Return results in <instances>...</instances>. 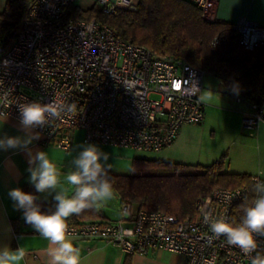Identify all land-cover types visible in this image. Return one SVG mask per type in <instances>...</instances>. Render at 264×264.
I'll return each mask as SVG.
<instances>
[{"label": "built area", "instance_id": "built-area-1", "mask_svg": "<svg viewBox=\"0 0 264 264\" xmlns=\"http://www.w3.org/2000/svg\"><path fill=\"white\" fill-rule=\"evenodd\" d=\"M138 0H97L104 13L117 8L137 10ZM202 8L208 0H193ZM75 0H33L22 28L12 41L0 44V97L8 93L0 111L19 120L16 101L51 100L75 104L74 112L37 129L44 143L69 150L72 133L84 132L85 142L161 151L186 124H200L204 103L200 96L206 72L185 58L160 54L144 44L124 40L97 18L72 16ZM233 27L240 45L253 51L264 45V25L245 17ZM237 102L242 99L236 97ZM243 126L254 129L264 121V110L249 105ZM250 186L216 187L195 202L193 216L184 218L160 210L120 207L116 221H70L77 238H99L125 254L154 250L179 253L185 264H251L250 257L215 238L203 222L204 211L231 220L233 206L250 196ZM264 248V238H257Z\"/></svg>", "mask_w": 264, "mask_h": 264}, {"label": "trees", "instance_id": "trees-1", "mask_svg": "<svg viewBox=\"0 0 264 264\" xmlns=\"http://www.w3.org/2000/svg\"><path fill=\"white\" fill-rule=\"evenodd\" d=\"M32 2L5 1L0 11L1 45L9 44L22 28ZM71 14L78 19L97 18L122 39L144 44L156 53L183 57L219 78L230 91L238 82L241 91L235 96L264 110V45L245 50L233 24L207 20L203 8L193 0H138L136 11L117 8L112 14L104 13L96 2L86 9L72 5ZM225 163V155L210 165L134 158L131 174L110 171V176L122 203L184 218L194 215L198 197L218 186H250V175L226 172ZM21 189L38 196L43 211L54 210L55 201L41 199L32 184H24ZM245 203H251L250 196L233 206L231 221H239Z\"/></svg>", "mask_w": 264, "mask_h": 264}, {"label": "clouds", "instance_id": "clouds-1", "mask_svg": "<svg viewBox=\"0 0 264 264\" xmlns=\"http://www.w3.org/2000/svg\"><path fill=\"white\" fill-rule=\"evenodd\" d=\"M231 91L239 95L241 88L238 82L232 85ZM212 98L211 95L200 96L203 102H209ZM7 100L8 93L5 92L0 101L6 104ZM16 103L24 135L0 136V151L25 152L28 156L29 182L37 193L53 194L55 208L43 211L37 203L38 196L19 187L11 189L8 196L14 208L22 212L25 223L47 241L48 264H81L80 250L74 244L75 236L69 228L68 220L86 211L97 210L103 202L112 199L114 190L109 155L95 144H85L71 159L74 167L66 173L62 172L48 152H33L31 145L41 138L37 129H43L51 121L61 120L67 113L74 112L75 104L57 100L48 103ZM6 119L7 113L0 111V122ZM251 191L254 198L250 204L241 206L242 216L239 221H231L225 216H213L206 209L203 222L213 237H224L227 245L238 248L250 257L251 264H264V248H261V241L257 239L264 238V181L256 180ZM25 255L21 247L13 250L8 245H0V264H20Z\"/></svg>", "mask_w": 264, "mask_h": 264}, {"label": "crops", "instance_id": "crops-1", "mask_svg": "<svg viewBox=\"0 0 264 264\" xmlns=\"http://www.w3.org/2000/svg\"><path fill=\"white\" fill-rule=\"evenodd\" d=\"M5 1L0 0V11L3 9ZM107 1L114 2L116 0ZM96 2L97 0H75L74 5L86 9ZM203 11L207 20L234 24L239 18L245 17L264 25V0H208ZM203 110L204 118L198 124L199 128H207L212 131L219 129L222 132L221 142L216 147L200 152L199 157L195 152L191 153L193 159L187 160L188 158L180 154L183 153L181 149L185 145V131L182 127L178 137L169 147L176 150L175 155L172 156L175 157L173 158L175 163L210 165L225 155L224 171L250 176L258 175L264 179V121H260L254 129L244 127L243 118L250 112L249 105L244 101L230 102L227 100L225 104L222 102V107L211 104L205 106L204 103ZM218 116L220 119H217ZM76 131L78 130L74 132ZM81 132L83 131L81 130ZM3 135L23 136L24 132L19 120L7 117L6 121L0 122V136ZM73 139L72 134V143ZM82 140L85 142L84 132ZM85 143L101 144L97 142ZM51 146L53 145L50 143H44L41 134V138L34 141L31 148L33 152L36 150L48 152ZM176 155L181 156L177 157ZM28 167V156L25 152L21 150L0 151V245H8L13 250L18 247L23 248L26 255L20 264H48L47 241L25 223L22 212L14 208L13 202L8 196L11 189L31 184ZM39 197L54 200L53 194L49 193H39ZM117 200V205L103 202L97 210H89L79 216H72L68 222L116 221L122 216L120 211L122 202L118 195ZM74 244L80 250L81 264H185L181 254L166 250H154L145 255H127L117 245L99 238L75 237Z\"/></svg>", "mask_w": 264, "mask_h": 264}, {"label": "rangeland", "instance_id": "rangeland-1", "mask_svg": "<svg viewBox=\"0 0 264 264\" xmlns=\"http://www.w3.org/2000/svg\"><path fill=\"white\" fill-rule=\"evenodd\" d=\"M125 9V8H124ZM211 91V92H210ZM201 95H211L213 98L209 102H204L205 106L208 105H218L222 107V102L225 104L227 100L230 102H236V96L229 89H226L219 78L216 76L206 73L203 79V89ZM220 119V116L217 117ZM200 126V125H199ZM198 124H186L183 125V131H185L184 142L185 145L181 149L183 153V157L191 158V153L196 154L199 157L200 152H205L207 149H211L216 147L219 142L222 140V132L219 129H215L212 131L210 129H202L199 128ZM74 132V131H73ZM74 136L72 146L69 150L59 149L55 146H51L49 148L48 154L50 158L55 162L58 168L66 173L74 165L71 164V159L75 156L80 150H82L83 145L90 144L83 142V132L78 130L72 133ZM97 145L102 151L106 152L109 155V163L112 165L111 172L115 174H131L133 172V159L134 158H148L155 159L161 161H172L175 160L172 157L174 156V152L176 150H172L174 148L167 147L161 151H138L131 148H121L118 146H110V145ZM203 154V153H202ZM181 155H176L181 156ZM203 158V156H200ZM184 158V160H186ZM193 159V158H191ZM190 165V164H189ZM219 187V186H218ZM114 190V189H113ZM117 195L114 191V195L112 199L105 201L104 203H110L117 205Z\"/></svg>", "mask_w": 264, "mask_h": 264}]
</instances>
